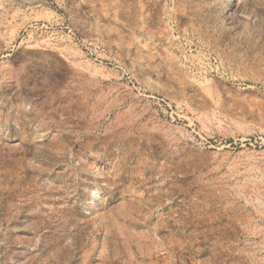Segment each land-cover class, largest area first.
I'll list each match as a JSON object with an SVG mask.
<instances>
[{
    "label": "rangeland",
    "instance_id": "obj_1",
    "mask_svg": "<svg viewBox=\"0 0 264 264\" xmlns=\"http://www.w3.org/2000/svg\"><path fill=\"white\" fill-rule=\"evenodd\" d=\"M0 264H264V0H0Z\"/></svg>",
    "mask_w": 264,
    "mask_h": 264
}]
</instances>
